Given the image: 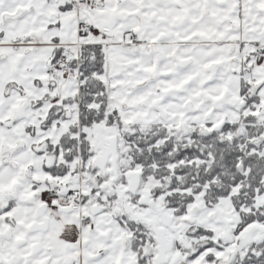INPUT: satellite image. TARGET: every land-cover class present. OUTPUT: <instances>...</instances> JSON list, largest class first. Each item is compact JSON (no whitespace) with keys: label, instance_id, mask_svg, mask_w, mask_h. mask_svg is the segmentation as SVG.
Wrapping results in <instances>:
<instances>
[{"label":"snow or ice","instance_id":"obj_1","mask_svg":"<svg viewBox=\"0 0 264 264\" xmlns=\"http://www.w3.org/2000/svg\"><path fill=\"white\" fill-rule=\"evenodd\" d=\"M0 264H264V0H0Z\"/></svg>","mask_w":264,"mask_h":264}]
</instances>
